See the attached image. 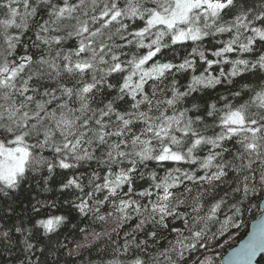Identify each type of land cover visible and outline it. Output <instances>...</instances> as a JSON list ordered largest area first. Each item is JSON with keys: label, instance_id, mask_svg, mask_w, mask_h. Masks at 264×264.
<instances>
[{"label": "snow or ice", "instance_id": "1", "mask_svg": "<svg viewBox=\"0 0 264 264\" xmlns=\"http://www.w3.org/2000/svg\"><path fill=\"white\" fill-rule=\"evenodd\" d=\"M254 211L219 264H264V0H0V264H216Z\"/></svg>", "mask_w": 264, "mask_h": 264}, {"label": "trees", "instance_id": "2", "mask_svg": "<svg viewBox=\"0 0 264 264\" xmlns=\"http://www.w3.org/2000/svg\"><path fill=\"white\" fill-rule=\"evenodd\" d=\"M259 213L258 212H253L246 214V224L244 227H241L238 232H230L229 234H226L220 241L219 244H223L224 246L221 248L219 245H214L213 246V251L216 253H219V258L216 261V264H219V260L222 259L225 254L233 247L238 245L240 241H242L250 228L251 223L258 217ZM228 235H232L233 239L229 240L228 243L225 244V241L228 240Z\"/></svg>", "mask_w": 264, "mask_h": 264}, {"label": "water", "instance_id": "3", "mask_svg": "<svg viewBox=\"0 0 264 264\" xmlns=\"http://www.w3.org/2000/svg\"><path fill=\"white\" fill-rule=\"evenodd\" d=\"M257 219H259V215H258V217H257V218L251 223L248 233L252 230V225L256 222ZM246 238H247V235H246V237H245L244 239H246ZM240 242H241V241H240ZM240 242H239V243H240ZM239 243H238V245H236L235 247H238V246H239ZM235 247H233V248H235ZM233 248H231V249L225 254L224 257H227V255L232 251ZM224 257H223V258H224Z\"/></svg>", "mask_w": 264, "mask_h": 264}]
</instances>
